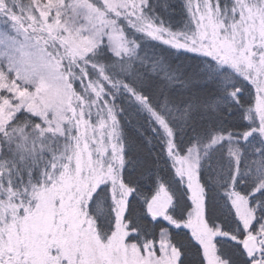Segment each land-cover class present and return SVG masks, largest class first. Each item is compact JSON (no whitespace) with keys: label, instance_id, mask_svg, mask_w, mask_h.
I'll use <instances>...</instances> for the list:
<instances>
[{"label":"snow or ice","instance_id":"6c2138e0","mask_svg":"<svg viewBox=\"0 0 264 264\" xmlns=\"http://www.w3.org/2000/svg\"><path fill=\"white\" fill-rule=\"evenodd\" d=\"M0 264H264V0H0Z\"/></svg>","mask_w":264,"mask_h":264}]
</instances>
